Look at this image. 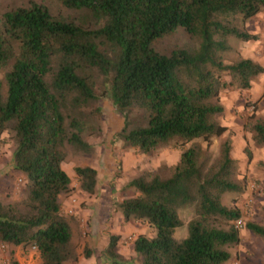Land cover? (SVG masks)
I'll use <instances>...</instances> for the list:
<instances>
[{
  "label": "trees",
  "instance_id": "16d2710c",
  "mask_svg": "<svg viewBox=\"0 0 264 264\" xmlns=\"http://www.w3.org/2000/svg\"><path fill=\"white\" fill-rule=\"evenodd\" d=\"M26 0L0 10V141L10 133L12 168L24 180L19 199L0 201V244L35 247L41 264L75 259L71 230L60 214L71 188L64 171L65 145L91 153L85 136L96 134L99 103L107 99L124 118L115 134L125 147L149 155L162 147L181 150L169 177L142 175L127 188L136 196L116 204L125 222H145L151 238L138 236L133 250L139 264H228L240 243L234 223L242 214L221 197L240 191L233 181L232 139L217 116L228 88L248 90L264 66L239 59L224 64L226 39L256 41L238 29L264 11V0ZM198 41L194 49L157 51L153 44L177 30ZM230 77L226 82L222 75ZM244 131L264 150V114L255 111ZM224 140L209 162L212 138ZM207 151V150H206ZM251 160V154H247ZM264 170V163L261 164ZM80 191L93 195L97 172L77 167ZM194 207L188 235L177 241V211ZM264 241V226L244 223ZM110 236L109 264H134L115 251Z\"/></svg>",
  "mask_w": 264,
  "mask_h": 264
},
{
  "label": "rangeland",
  "instance_id": "374dc122",
  "mask_svg": "<svg viewBox=\"0 0 264 264\" xmlns=\"http://www.w3.org/2000/svg\"><path fill=\"white\" fill-rule=\"evenodd\" d=\"M23 1L26 0H0V10L21 5ZM37 1L53 4L52 0ZM233 24L238 29L245 30V25L242 27L237 22ZM226 43L229 49L222 54L224 64H233L245 57H255L256 47L253 41L242 42L234 37H228ZM153 46L159 52L168 53L175 49H194L198 46V41L191 39L179 29L171 35L158 39ZM222 79L226 82L230 81V77L226 74L222 75ZM0 85L2 96L5 97L7 87L5 71L2 69H0ZM230 91L238 92L243 98L247 110L244 125L254 111L259 116L264 114V74L255 78L248 90L230 87L222 94ZM99 106L101 110L97 118L99 129L96 134L84 138L93 147V151L83 153L70 145L64 147L66 158L62 167L71 178L72 190L61 199L60 214L70 227V246L75 259L63 264H109L105 249L110 236L118 237L115 251L122 259L139 264V259L133 250V242L140 235L153 237L154 230L145 222H125L116 204L137 195L134 189L127 188V184L132 179L142 175L169 177L179 162L181 150L173 145H167L149 155H144L133 148L125 147L123 142L115 137L123 127V116L114 110L107 99L101 100ZM219 117L220 115L217 116L218 122ZM244 125V140L235 144L233 140L231 141V158L235 161L231 178L240 185L241 189L237 192L224 193L221 203L225 207L240 210L242 225L253 222L264 226V170L261 166L264 163V150L253 144L251 135L244 131ZM229 132L232 139L233 132L230 130ZM223 140L224 137L212 138L208 149L206 143L202 144L210 163L219 158ZM13 149L11 134L6 132L0 141V196L3 203H11L19 199L24 184L21 177H14ZM248 153L251 154V160L247 158ZM77 167H90L96 170L97 183L93 195L80 191L78 178L74 174V169ZM72 200L75 203L71 207L72 213L69 214L66 210ZM177 214L182 224L174 230V238L181 241L188 235L187 224L194 217V207L180 208ZM240 238V243L232 249V258L228 264H264V241L243 227L240 229ZM21 248L20 260L12 253L8 255L9 250L2 248L0 264H41L36 250H32L29 246Z\"/></svg>",
  "mask_w": 264,
  "mask_h": 264
},
{
  "label": "crops",
  "instance_id": "0c3cea01",
  "mask_svg": "<svg viewBox=\"0 0 264 264\" xmlns=\"http://www.w3.org/2000/svg\"><path fill=\"white\" fill-rule=\"evenodd\" d=\"M245 30L249 34L256 35L258 37L256 41H253L256 47L255 57H245V59L253 60L264 66V11L260 12L259 14L248 20L245 24ZM220 101L223 106V113L219 117L220 124L233 132V144L242 142L244 140L245 134L243 132V125L247 110L244 107L243 98H241V94L235 91L224 92ZM13 172L14 177H20V175L14 170ZM4 247L9 250L8 255L9 253H12L16 259L20 260L22 249L21 246ZM4 247L0 245V255L1 250Z\"/></svg>",
  "mask_w": 264,
  "mask_h": 264
},
{
  "label": "built area",
  "instance_id": "2783aa9c",
  "mask_svg": "<svg viewBox=\"0 0 264 264\" xmlns=\"http://www.w3.org/2000/svg\"><path fill=\"white\" fill-rule=\"evenodd\" d=\"M74 203H75V201L74 200H72L71 201V203H70V205H69V208L66 210V212L67 213H69V214H71L72 213V209H71V207L74 205ZM242 221L241 220H238L237 222H236V227H238V228H242ZM32 248V250H36V248L35 247H31Z\"/></svg>",
  "mask_w": 264,
  "mask_h": 264
}]
</instances>
